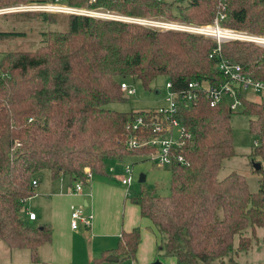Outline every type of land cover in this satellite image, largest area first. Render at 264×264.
<instances>
[{"label":"trees","instance_id":"trees-1","mask_svg":"<svg viewBox=\"0 0 264 264\" xmlns=\"http://www.w3.org/2000/svg\"><path fill=\"white\" fill-rule=\"evenodd\" d=\"M34 0H0V7ZM42 1V0H37ZM63 0L74 8L102 10L131 18L208 25L222 12L223 27L264 36V0ZM61 15V14H60ZM17 16L51 21L48 13ZM22 33H0L15 38ZM30 51L4 53L0 60V239L10 248L26 249L32 260L50 243L49 226L26 225L20 213L34 195L33 180L47 171L51 179L68 175L85 181V171L106 173V162L131 155L147 156L150 148L127 145L128 126L141 116L150 125L154 110L121 112L107 108L124 102L122 78L137 79L145 90L160 76L173 91L204 80L225 81L221 58L238 64L242 73L264 85V46L225 41L220 56L209 38L179 31H160L137 24L67 15L65 29L41 34ZM241 114L249 117L250 135L258 139L251 155L264 162V104L238 95ZM227 99L211 107L204 95L180 113L191 140L181 151L182 164L169 168V195L141 186L128 196L160 234L158 251L176 264H210L246 252L249 230H263L264 168L258 189L250 192L245 178L231 172L217 175L223 162L235 156ZM140 230L123 232L113 254L133 260ZM236 245V247H235ZM108 253L92 261H105Z\"/></svg>","mask_w":264,"mask_h":264},{"label":"crops","instance_id":"crops-1","mask_svg":"<svg viewBox=\"0 0 264 264\" xmlns=\"http://www.w3.org/2000/svg\"><path fill=\"white\" fill-rule=\"evenodd\" d=\"M109 177L107 170L104 175L91 173V178L84 181L82 193L75 195L72 190L76 180L72 177L61 175L51 179L49 172H43L36 180L34 195L25 203L23 221L31 227L49 226L51 242L38 248L33 261L28 250L10 248L0 239V264H92L104 253H108V257L99 264H176L173 257L157 253L160 234L141 216L139 207L128 199V195L135 192L112 184ZM75 209H83L92 216L89 229L81 226L71 229L70 214ZM28 213L34 214L35 219L30 220ZM136 228L140 230V243L135 258L120 261L113 254L118 240L123 232ZM109 257L117 261H108Z\"/></svg>","mask_w":264,"mask_h":264},{"label":"built area","instance_id":"built-area-1","mask_svg":"<svg viewBox=\"0 0 264 264\" xmlns=\"http://www.w3.org/2000/svg\"><path fill=\"white\" fill-rule=\"evenodd\" d=\"M93 3L95 0H89ZM19 13L37 12L48 14L78 15L87 16L102 20H115L126 23L137 24L143 27L166 29L180 32H187L193 35L209 38L216 42L217 49L213 54L220 56V45L225 41H246L264 46V39H256L239 34L236 31L227 29L221 24L226 19L224 8L208 25H180L174 23H164L160 21H149L115 16L102 10H90L87 8H74L63 3V0H42L30 2L28 6H20ZM26 9L23 10L22 9ZM8 11V10H7ZM11 11V9L9 10ZM13 13V12H12ZM238 33V34H237ZM219 71L224 76L225 81L219 85H211L204 80H196L188 83L187 87L180 91H173L170 82L165 84V103L166 106L160 107L155 112V119L149 125L141 116L137 117L128 126L131 133L128 137L127 145L129 148L140 149L150 148L153 152L149 155L160 167H170L172 164H182L184 161L181 151L190 142L191 136L182 124L180 113L182 110L190 108L199 96L204 95L211 107L217 105L222 99H228L231 111H236L241 107L238 95L243 92H252L264 98V85L245 76L238 64L228 60H220ZM121 90L128 97L135 94V89L129 87L125 82L120 85ZM254 146H258L255 142ZM126 178L121 180L123 186L128 187L132 182V170L126 168ZM91 178L89 170L85 171V182ZM83 181L76 180L73 186V194L82 193ZM38 182L33 180L31 185L35 188ZM129 196V195H128ZM30 220L35 219V215L28 213ZM92 223V216L86 214L83 209H75L70 214V227L77 230L80 226L89 229Z\"/></svg>","mask_w":264,"mask_h":264},{"label":"rangeland","instance_id":"rangeland-1","mask_svg":"<svg viewBox=\"0 0 264 264\" xmlns=\"http://www.w3.org/2000/svg\"><path fill=\"white\" fill-rule=\"evenodd\" d=\"M176 2L178 3L179 1L176 0ZM29 3L30 2H24V3H17V4H11L0 7V33L14 32V33L23 34L22 36L15 38H9V37L0 38V60L3 54L7 52L33 50L40 44L42 39L41 37L42 33L50 32V31H61L65 29L67 22V15L50 14L53 16L51 21H45L41 17L35 19V18L17 16L18 14H23V13H19L17 9L21 8L20 6H28ZM10 9L11 11H9ZM23 10L26 9L23 8L22 11ZM31 13H37V12H31ZM106 13H110V12L107 11ZM110 14L115 16H120L114 13H110ZM120 17H125V16H120ZM126 18H131V17H126ZM134 19H143L149 21H160L164 23H169V21H163L160 19L150 18V17L134 18ZM175 24L200 26L199 24H189V23H181V22H176ZM151 29H156L160 31H169L166 29H157V28H151ZM236 32H238L241 35L244 34L248 37H252L256 39H264V36H256L241 31H236ZM122 82H125L129 87L134 88L135 94L131 97L125 95L124 97L126 98V101L112 103L108 105L107 108L121 112H130V111L140 112L147 110H156L160 107L166 106L164 100L166 94L165 93V84L167 82L166 77L160 76L151 84L150 88L154 91L145 90L141 86L140 82L133 77L122 78ZM242 96L250 100L261 101L264 104V98H261V96L259 95H254V93L250 91L243 92ZM227 101L229 103L230 100L227 99ZM241 111L242 109L241 107H239L236 110V114H234L230 119V127L233 135L235 156L223 162L222 168L220 169L217 178L222 179L231 172H236L245 178L249 191L255 192L258 189V180L260 177L252 170L254 169L253 168L254 164L260 163V161L259 158L252 156L251 152L255 142H258V139L250 135L248 130L249 117L242 115ZM261 166L264 168L263 162ZM127 167H129L132 170V175H133L131 186L128 187L129 191H133L137 193L140 190L141 186H144V188L149 191L154 190L158 195L161 196L169 195L170 192L169 169L158 166L155 161H152L151 159L143 155L129 156L123 159L108 160L106 162V170L110 174L109 178H111L112 184H119L125 189H127V186H123L121 183V180L127 177V174L125 173ZM43 172L46 171H42L41 174ZM141 175L145 176V182L142 185L138 182L139 177ZM95 177L98 178L97 176ZM115 180H117L118 183ZM41 181L42 183L46 181L44 179V176L42 177ZM83 189L84 187H82V190ZM24 209L25 206L23 207L20 213V217L22 218V220L23 218L25 220L24 212H23ZM245 235L249 237L251 241L249 249L246 252H241L236 255L232 254V258L235 261H237L239 264H264V241L262 240L263 230L257 229L256 235L254 237L251 235L249 230L245 233ZM157 253L161 255L162 252L157 251ZM230 259H231V255H228L224 258L215 260L210 264H229Z\"/></svg>","mask_w":264,"mask_h":264},{"label":"water","instance_id":"water-1","mask_svg":"<svg viewBox=\"0 0 264 264\" xmlns=\"http://www.w3.org/2000/svg\"><path fill=\"white\" fill-rule=\"evenodd\" d=\"M253 168H254V170H257L258 171V170L261 169V165L258 164V163H256V164H254ZM144 182H145V177L143 175H141L140 178H139V183L140 184H143ZM108 261H117V259L114 258V257H109L108 258ZM153 264H160V263L159 262H155Z\"/></svg>","mask_w":264,"mask_h":264}]
</instances>
